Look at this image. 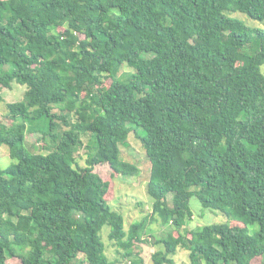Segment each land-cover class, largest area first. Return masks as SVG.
I'll return each instance as SVG.
<instances>
[{"label": "trees", "instance_id": "16d2710c", "mask_svg": "<svg viewBox=\"0 0 264 264\" xmlns=\"http://www.w3.org/2000/svg\"><path fill=\"white\" fill-rule=\"evenodd\" d=\"M234 12L264 24V0H0V85L26 87L0 124L16 161L0 167V264H144L134 248L151 223L168 228L152 264H175L178 248L190 264L264 259V28ZM27 134L48 152L28 151ZM131 134L153 204L125 229L94 168L138 174L120 155ZM192 196L231 225L189 230Z\"/></svg>", "mask_w": 264, "mask_h": 264}, {"label": "rangeland", "instance_id": "374dc122", "mask_svg": "<svg viewBox=\"0 0 264 264\" xmlns=\"http://www.w3.org/2000/svg\"><path fill=\"white\" fill-rule=\"evenodd\" d=\"M229 16L242 20L246 25L252 28H264V24L248 18L245 14L234 12L226 13ZM82 38V37H81ZM8 70V66L0 67V70ZM124 70L130 71L128 67H124ZM261 73L264 75V64L261 66ZM110 84V79L103 80V87H107ZM26 90L25 86L11 83L10 88H3L0 85V124L10 125L14 122V119L7 115L6 104L19 102L23 99V94ZM58 112V109H54ZM71 122L74 120L70 115ZM66 128L59 123V132ZM87 143V136H80V145H78L75 153V159L79 166H85V160L87 158V150L85 145ZM41 144L45 145L44 141H38V136L35 134H27L25 148L32 152H44L48 151L41 149ZM121 159L125 162H129L138 168V174L133 176H123L116 174L107 164L97 165L94 170L105 181L109 182V190L105 196L110 207L120 213L124 219V227L128 229L129 225L133 222L140 221L144 216L150 215L153 199L147 194L146 185L148 182L150 163L139 143L133 134H131L126 144L120 146ZM16 161L9 157V149L6 145L0 146V167L6 168L11 164H15ZM169 196V200H170ZM189 208L192 213V217L186 221V227L189 230L202 228L203 226L210 224H228L231 225L232 220L228 219L220 211H213L205 209L200 204L199 200L192 196L189 201ZM152 231V236L144 235L146 243L136 244L134 250L140 252L144 264H152L151 255L162 250V246L159 244L154 245V241L160 237H166V231L168 228L159 226L157 223H151L148 225ZM253 232L258 229V225H252L249 227ZM110 228L103 226L101 229V237L105 246V254L110 260L118 258V249L112 241L108 239V233ZM189 251L178 248L176 255L173 257L175 264H190L188 258ZM255 264H260L264 259L257 258L254 260ZM7 264H19L20 260L16 257L7 258ZM122 264V262L120 263Z\"/></svg>", "mask_w": 264, "mask_h": 264}]
</instances>
